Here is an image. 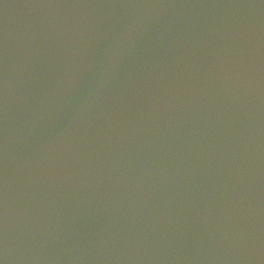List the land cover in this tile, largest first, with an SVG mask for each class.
<instances>
[{
	"label": "water",
	"instance_id": "obj_1",
	"mask_svg": "<svg viewBox=\"0 0 264 264\" xmlns=\"http://www.w3.org/2000/svg\"><path fill=\"white\" fill-rule=\"evenodd\" d=\"M0 264H264V0H0Z\"/></svg>",
	"mask_w": 264,
	"mask_h": 264
}]
</instances>
